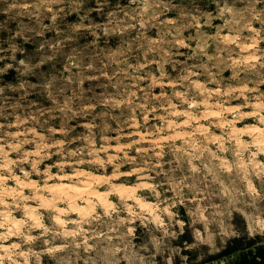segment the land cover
<instances>
[{"label": "rangeland", "instance_id": "1", "mask_svg": "<svg viewBox=\"0 0 264 264\" xmlns=\"http://www.w3.org/2000/svg\"><path fill=\"white\" fill-rule=\"evenodd\" d=\"M36 2L0 0V47L17 49L0 53V264H90L101 232L132 264H264V24L232 23L251 0H82L61 29L87 13L118 31L45 43L53 59L25 71L57 35H32ZM55 76L82 81L91 111L54 109L40 86Z\"/></svg>", "mask_w": 264, "mask_h": 264}, {"label": "clouds", "instance_id": "2", "mask_svg": "<svg viewBox=\"0 0 264 264\" xmlns=\"http://www.w3.org/2000/svg\"><path fill=\"white\" fill-rule=\"evenodd\" d=\"M141 3H143L144 8L146 10H151L154 8H160L161 4L163 3V0H140ZM260 0H251V5L249 8H245L242 13L238 14V19L233 16V8L225 6L220 10V15H224L225 13H228L230 16H233L232 23L233 24H240L242 27H251L252 20H259L262 24H264V10H261V12H256L254 9V4L259 3ZM82 3V0H37V2L33 5V7L36 9V11L33 13V15L36 17L35 21V27L30 29L32 35H42V33L46 30H53L56 31L57 35L54 37L53 41L51 43L49 42H43L40 44L39 49H37L36 56L34 57L35 63L31 64H25L24 60H21L19 63L21 65L25 66V71H31L32 69H39L40 65L45 63L46 60H52L53 55H45L44 52L41 50L45 49V43H48V49L54 54L59 49L63 48L65 44H75L78 29L87 31L93 34V36L103 35L105 37L112 35L113 33L117 32L118 29L116 28H109L106 24H96V23H88L87 25L84 24V20L87 18V13H85L84 16H81L80 23L76 26L68 25L66 28L61 29L59 25L56 23L57 17L63 18V15L65 13V8H67L69 11H75L79 15V6ZM235 3V0H234ZM53 5H59L60 7H56L55 10H53ZM51 12V25H43L42 20L44 18L45 12ZM151 15V12L141 13V17L143 15ZM109 15H113L112 13H109ZM154 19L155 17L152 16ZM196 18H194L195 20ZM143 19H141V23H143ZM205 24L211 23V16L204 21ZM228 24V21L225 22ZM108 24H111V21L108 22ZM0 27H3V25H0ZM99 30V31H97ZM122 31V30H121ZM17 35L20 33L17 32ZM178 35V33H177ZM13 38H9V49L15 53L17 50L12 44L11 40ZM177 44H182L183 40H177L175 41ZM9 49H5L3 47H0V53H6L9 51ZM107 51V49H105ZM43 56V59L40 57ZM94 57L96 59H99L102 57V53L95 52ZM5 57L3 55H0V60H3ZM9 59H14L13 57H9ZM211 59V57H209ZM107 62V57H104L101 59V67L105 65ZM11 64L6 65L5 68H0V72L6 71L7 67H11ZM88 69L94 68V62H89L85 65ZM100 74L107 75V71H103ZM187 79V77H185ZM82 81H77L75 79L68 81L67 79L63 78L62 76H55L50 80L45 81L40 86L41 93H47L48 98L52 100V106L54 109H60L67 113H71L72 116L76 115H82L85 113H88L91 111V109L95 106L91 101L94 98H88L86 96L81 95V89L80 84ZM23 87V85L21 86ZM0 92H3V88H0ZM71 92L72 95L69 98H66V93ZM71 129H69L70 131ZM55 131V129H53ZM27 141H22V143H26ZM14 147H18L14 146ZM35 167V165H33ZM17 223H23V222H17ZM29 227H44L42 224H33L29 225ZM50 231V229H45V232ZM18 234V233H17ZM99 236L105 241V243H102L100 248L97 249V255L96 259H93L90 261V264H120L121 260H128V264H132V260L129 257V251L127 250V245H124L121 247H116L115 245L111 244L112 237H108L106 233H99ZM28 241H32L35 238L32 236L27 237ZM14 247H19L18 245ZM64 247H67V245H64L60 248H50L47 249L49 252H59L62 251ZM94 246H89L85 249V251H91ZM117 252H123V255L117 257ZM16 255H22V253L17 252ZM143 261V258H138ZM37 264L39 262L37 261ZM57 264H60V261H57ZM86 264H89V261H86Z\"/></svg>", "mask_w": 264, "mask_h": 264}, {"label": "crops", "instance_id": "3", "mask_svg": "<svg viewBox=\"0 0 264 264\" xmlns=\"http://www.w3.org/2000/svg\"><path fill=\"white\" fill-rule=\"evenodd\" d=\"M238 258L239 256H231L225 259L217 260L216 262H209L205 264H238L239 263Z\"/></svg>", "mask_w": 264, "mask_h": 264}, {"label": "bare ground", "instance_id": "4", "mask_svg": "<svg viewBox=\"0 0 264 264\" xmlns=\"http://www.w3.org/2000/svg\"><path fill=\"white\" fill-rule=\"evenodd\" d=\"M95 192V191H94ZM92 193V192H91ZM97 196V195H96ZM100 196V195H99ZM101 200V199H100ZM100 202V201H99Z\"/></svg>", "mask_w": 264, "mask_h": 264}]
</instances>
